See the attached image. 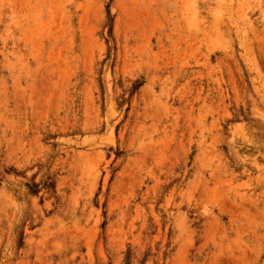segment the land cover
Here are the masks:
<instances>
[{
  "label": "rangeland",
  "instance_id": "1",
  "mask_svg": "<svg viewBox=\"0 0 264 264\" xmlns=\"http://www.w3.org/2000/svg\"><path fill=\"white\" fill-rule=\"evenodd\" d=\"M0 264H264V0H0Z\"/></svg>",
  "mask_w": 264,
  "mask_h": 264
}]
</instances>
